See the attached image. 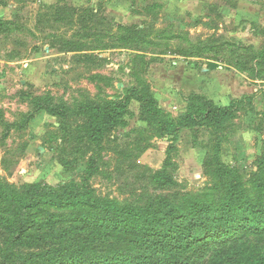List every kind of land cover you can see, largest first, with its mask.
Segmentation results:
<instances>
[{
    "label": "rangeland",
    "instance_id": "374dc122",
    "mask_svg": "<svg viewBox=\"0 0 264 264\" xmlns=\"http://www.w3.org/2000/svg\"><path fill=\"white\" fill-rule=\"evenodd\" d=\"M131 87L138 99L94 142L78 111ZM244 95L252 97L226 122L174 138L146 112L155 98L160 119L179 124L190 96L225 106ZM261 178L264 0H0V264L99 263L144 248L169 211L184 225L195 202L256 201ZM32 184L48 190L40 203ZM22 219L71 232L27 248L11 231ZM241 224L179 241L180 252L192 264H264V232Z\"/></svg>",
    "mask_w": 264,
    "mask_h": 264
},
{
    "label": "trees",
    "instance_id": "16d2710c",
    "mask_svg": "<svg viewBox=\"0 0 264 264\" xmlns=\"http://www.w3.org/2000/svg\"><path fill=\"white\" fill-rule=\"evenodd\" d=\"M83 10H80V12ZM88 17L82 18L81 23L89 22L94 16L93 12L88 13ZM76 50V49H74ZM78 51V50H77ZM130 94H122L117 97H112L107 100L103 105L98 104H84L78 111L80 114L86 115L91 119V133L94 134L92 140L98 142L103 135V132L110 131L115 126L119 125L120 117L123 108L128 103L129 99L137 98V88L131 87L129 89ZM252 95H244L240 99H233L228 105L217 106L212 101L197 104L195 99L190 96L187 100V109L180 118V123H174L171 121H164L160 119L159 109L157 108L158 102L155 98H151L148 103V108L146 112L152 115V119L159 125V134L166 135L169 137H175L181 128L196 126L200 123L209 124H222L226 122L236 110L245 105ZM194 98V99H193ZM158 110V111H157ZM261 187L264 189V178L259 180ZM30 189L38 192V197L33 203H40L42 198L48 194V190L45 192L44 187L38 184H32L29 186ZM263 194V195H262ZM33 199L25 200L27 207L29 208ZM228 203L223 205L221 209H215L210 204L195 202L192 207L194 210L190 211L191 217L187 219L184 225L177 223L178 211H169L164 213L165 215H160L156 219V225L151 226V233L146 239H142V244L144 248L135 250H121L116 253L109 254L102 262H91V264H192L190 259L184 257L180 252L179 241L185 242L187 245L193 241L199 240L201 237H209L210 235L220 236L226 232L232 230V228L237 224L242 222L241 227L244 231H256L264 232V191L259 193L257 200H249L242 197V204H239L237 200H230ZM242 207V208H241ZM242 209V215L236 216L234 212L236 209ZM212 213V215H207L200 218L201 213ZM234 212L230 217L229 215ZM155 222V220H154ZM93 226H100L105 228L108 226L107 223L102 222L92 223ZM214 223V225H212ZM218 223V224H217ZM217 224V225H215ZM41 225V224H39ZM36 225L32 221L22 219L21 223L16 225V228L11 230L14 233V242L16 245L23 246L27 248H37L40 246L48 245L51 241L61 240L69 232L59 233L58 236L48 232L43 233L41 227ZM129 225V226H128ZM134 223L130 224L126 220L117 221L116 227H127L128 229ZM188 230L187 233H182L179 227ZM35 229V232L30 230ZM175 233L179 236L177 242H174ZM128 238V237H126ZM125 240V238H120ZM131 241V240H130ZM181 244V243H180ZM89 263L83 260L79 262L75 260L65 259L61 261L60 264H83Z\"/></svg>",
    "mask_w": 264,
    "mask_h": 264
},
{
    "label": "crops",
    "instance_id": "0c3cea01",
    "mask_svg": "<svg viewBox=\"0 0 264 264\" xmlns=\"http://www.w3.org/2000/svg\"><path fill=\"white\" fill-rule=\"evenodd\" d=\"M212 101V100H211ZM213 102V101H212ZM214 104H215V102H214ZM223 105H225V104H223Z\"/></svg>",
    "mask_w": 264,
    "mask_h": 264
}]
</instances>
